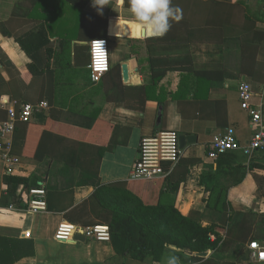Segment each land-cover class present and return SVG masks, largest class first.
<instances>
[{
	"label": "crops",
	"instance_id": "0c3cea01",
	"mask_svg": "<svg viewBox=\"0 0 264 264\" xmlns=\"http://www.w3.org/2000/svg\"><path fill=\"white\" fill-rule=\"evenodd\" d=\"M92 2L89 0L84 10L107 20L104 39L109 45L110 72L117 75L119 71L114 81L120 80L126 87L149 85L152 97L142 113L128 110V101L126 105L104 100L100 82L92 83L87 70L89 41L77 37L76 6L63 0H0V123L8 109L23 103L47 104L32 116L22 153L14 156L16 167L11 175L29 177L38 168L33 154L44 128L100 146L111 137L118 142L114 150L102 156L101 185L129 180L143 137L173 131L178 136H195L196 142L181 150L175 171L177 178L185 171L186 176L176 196L165 194L162 203H172L184 217L209 225L212 218L204 204L208 193L200 186L199 177L219 172L218 184L232 211L264 215V152L255 151L250 156L226 153L217 162L207 157L209 143L226 131L242 145L251 137V120L238 97L241 84L250 86L251 104L260 110L264 123V0H202L207 4L202 9L175 0L183 18L172 22L166 40L159 43L152 42L156 37L136 36L130 13L119 0H109L102 12ZM39 24L49 35L51 52L45 55L43 49L26 55L14 37ZM59 41L67 42L64 52L57 49ZM158 57H187L194 71L208 75L168 72L151 84L149 59ZM122 65L127 67L126 83L121 77ZM160 97L165 101L162 106L155 100ZM1 158L0 151V236L33 242V255L15 264H166L173 255L180 264H206L210 259L211 251L203 261L193 262L188 251L167 246L158 261L151 257L135 261L117 255L110 242H57L53 239L57 225L67 222L64 215L81 203H87L90 217L78 218L74 213L73 222L67 223L86 227L96 219L99 208L92 200L94 188L78 186L80 170L55 160L44 195L49 210L32 214L10 209L12 204L2 195L6 172ZM21 197L25 202L26 193ZM212 217L216 221L217 215ZM255 226L260 228L258 220ZM230 252L215 258L213 264H255L249 258L243 263L242 256L237 263Z\"/></svg>",
	"mask_w": 264,
	"mask_h": 264
},
{
	"label": "trees",
	"instance_id": "16d2710c",
	"mask_svg": "<svg viewBox=\"0 0 264 264\" xmlns=\"http://www.w3.org/2000/svg\"><path fill=\"white\" fill-rule=\"evenodd\" d=\"M63 1L76 6L79 10L77 37L80 40L90 42L106 37L107 20L93 16L84 10L89 0ZM180 1L186 7L202 9L207 6L202 0ZM120 3L122 0H119ZM122 4L126 9L127 0H124ZM4 34L11 36L7 31H4ZM165 37L153 38L152 42H163L166 40ZM14 40L26 55L40 52L43 49L45 55L51 52L49 35L42 24L34 25L15 36ZM57 49L64 52L67 49V42L59 41ZM149 71L151 84H156L168 72H190L201 77L208 75L207 72L194 71L187 57L151 58L149 59ZM118 74L111 73L109 70L101 79L100 85L103 89L104 100L114 104H126L128 101L130 102V106L126 104L128 110L142 113L146 101L152 97L151 88L148 87L149 85L147 87L122 86L120 80L115 82L113 79L114 75L116 78ZM171 99L175 102L174 96H171ZM155 100L161 106L165 104L162 97L155 98ZM94 122H97L96 117ZM29 126V123H16L11 140V155L18 156L22 153ZM47 129L44 128L42 131L33 154V158L39 162L38 168L29 177H16L11 174H5L3 177L5 188L2 195L9 199L14 209L21 211L26 209V203L21 197L22 193L27 194L32 189L45 190L50 165L53 161L59 160L69 167L80 170L78 186L88 185L94 188L92 200L99 208V212L96 219L89 224L108 226L110 243L119 256L135 261L151 257L153 261H158L165 248L172 246L181 251H188L193 262H201L205 259V257L196 255L211 251L210 259H207L205 263L213 264L215 258L231 251L230 254H235L234 260L238 263L251 242L264 243V215L261 214L258 217L257 213L251 211L248 213L232 211L224 190L218 184L219 172L202 174L199 177L200 186H203L205 192L208 193L204 204L212 218V223L203 226L199 221L181 215L172 203L166 205L161 201L165 194H169L172 198L175 197L186 176L187 171L182 177L177 178L176 176L175 167L180 160L174 166L163 163L162 169L165 175L152 181L129 179L125 182L101 185L98 176L102 156L105 152L114 150L119 143L114 142L111 137L106 145L100 146L70 136L66 137L62 133L50 132ZM43 200L46 210H49L48 201L44 197ZM87 207L86 202L81 203L73 211L64 215L66 221L73 222L74 213L78 218L90 217ZM213 214L217 215L216 221H213ZM257 220L260 228L255 226ZM32 255V241L0 236V264H15L20 259Z\"/></svg>",
	"mask_w": 264,
	"mask_h": 264
},
{
	"label": "built area",
	"instance_id": "2783aa9c",
	"mask_svg": "<svg viewBox=\"0 0 264 264\" xmlns=\"http://www.w3.org/2000/svg\"><path fill=\"white\" fill-rule=\"evenodd\" d=\"M89 63L87 70L92 83L96 84L109 72V47L106 39H95L88 43ZM239 101L251 120L252 134L249 141L242 145L231 131L216 136L207 146V157L216 161L219 156L231 152H240L250 156L255 151L264 152V123L261 112L251 104L253 97L250 86L243 83L238 88ZM46 103H23L18 109H8L5 121L0 123V151L2 152V164L6 174H11L16 162L10 153L11 140L17 122L29 123L34 113L46 109ZM181 158V150L178 146V134L173 131H158L143 137L138 145V156L130 173V180L152 181L165 175L162 169L163 163L174 166ZM44 189H32L26 194L25 211L39 214L46 211L43 200ZM13 208L10 206V209ZM78 234L85 239L96 242H110V231L107 225L97 224L93 226H76L67 222L57 225L53 239L57 242H69ZM250 252L249 261L257 264L264 263V246L257 242H251L248 246Z\"/></svg>",
	"mask_w": 264,
	"mask_h": 264
},
{
	"label": "clouds",
	"instance_id": "9594fccd",
	"mask_svg": "<svg viewBox=\"0 0 264 264\" xmlns=\"http://www.w3.org/2000/svg\"><path fill=\"white\" fill-rule=\"evenodd\" d=\"M108 3L109 0H94L93 6L102 12ZM125 11L130 13V23L138 37H163L172 27V22L183 18V10L174 5L173 0H127ZM166 264L180 262L173 255Z\"/></svg>",
	"mask_w": 264,
	"mask_h": 264
},
{
	"label": "water",
	"instance_id": "95a60500",
	"mask_svg": "<svg viewBox=\"0 0 264 264\" xmlns=\"http://www.w3.org/2000/svg\"><path fill=\"white\" fill-rule=\"evenodd\" d=\"M121 77L124 83L128 81V72H127L126 65L121 66ZM195 142H196L195 136H191V135H179L178 136V146L180 150H183L185 146L190 145ZM73 240L77 242H84L85 238L81 235L76 234L73 237ZM249 255H250L249 250H246L244 254L242 255L241 261L243 263H246L248 261ZM196 256L206 257V254H201V255H196Z\"/></svg>",
	"mask_w": 264,
	"mask_h": 264
},
{
	"label": "rangeland",
	"instance_id": "374dc122",
	"mask_svg": "<svg viewBox=\"0 0 264 264\" xmlns=\"http://www.w3.org/2000/svg\"><path fill=\"white\" fill-rule=\"evenodd\" d=\"M108 47H109V45H108ZM260 245H264V243H259ZM255 264H257V263H255Z\"/></svg>",
	"mask_w": 264,
	"mask_h": 264
}]
</instances>
